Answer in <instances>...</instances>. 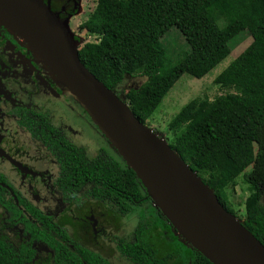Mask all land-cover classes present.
Wrapping results in <instances>:
<instances>
[{
    "label": "trees",
    "instance_id": "obj_1",
    "mask_svg": "<svg viewBox=\"0 0 264 264\" xmlns=\"http://www.w3.org/2000/svg\"><path fill=\"white\" fill-rule=\"evenodd\" d=\"M78 26L97 37L79 46V60L105 86L115 90L128 77L144 76L123 90L124 101L141 122L183 73L201 77L228 54L231 37L249 32L248 44L213 77L219 86L232 90L182 104L167 122L171 136L166 141L264 245V0H95ZM173 26L186 45L175 59L165 56L160 41ZM44 142L58 158L65 197L92 181L82 195L96 199L105 195L114 203L148 198L134 171L106 146L84 155L82 146L61 135ZM236 178L248 191L240 214L226 191ZM127 210L121 208L123 213ZM143 227L145 223L139 221L135 239L122 246L131 249L135 260L148 264L155 261L150 251H138L150 249L141 240ZM177 249L189 252L190 264H213L196 250L190 254L181 243ZM10 255L0 241V264H13Z\"/></svg>",
    "mask_w": 264,
    "mask_h": 264
},
{
    "label": "flooded vegetation",
    "instance_id": "obj_2",
    "mask_svg": "<svg viewBox=\"0 0 264 264\" xmlns=\"http://www.w3.org/2000/svg\"><path fill=\"white\" fill-rule=\"evenodd\" d=\"M44 1L57 15L81 4V0ZM50 76L26 42L0 23V241L15 258L13 264H146L122 246L135 239L139 222L135 221L131 236L122 233L120 204L129 201L82 195L92 181L65 197L58 158L44 140L61 135L73 143L66 135L75 139L91 119L87 115L86 126L80 123L79 115L87 113ZM66 104L78 115L74 125L65 123ZM82 152L93 154L84 148ZM144 229L141 240L150 249L138 251H150L155 261L148 264H190L192 257L184 249H160L142 239ZM194 250L189 249L190 254Z\"/></svg>",
    "mask_w": 264,
    "mask_h": 264
},
{
    "label": "water",
    "instance_id": "obj_3",
    "mask_svg": "<svg viewBox=\"0 0 264 264\" xmlns=\"http://www.w3.org/2000/svg\"><path fill=\"white\" fill-rule=\"evenodd\" d=\"M0 23L26 42L84 109L185 245L213 264H264V245L158 132L137 119L124 96L79 60L64 18L44 0H0Z\"/></svg>",
    "mask_w": 264,
    "mask_h": 264
},
{
    "label": "rangeland",
    "instance_id": "obj_4",
    "mask_svg": "<svg viewBox=\"0 0 264 264\" xmlns=\"http://www.w3.org/2000/svg\"><path fill=\"white\" fill-rule=\"evenodd\" d=\"M95 0H81L80 7L77 10L63 13L62 16L72 33L77 40L78 47L85 41H95L96 36L88 33L85 28H81L78 24L86 18L91 9L94 6ZM58 13V12H57ZM219 24H223V20H218ZM251 36L247 30H242L238 34L234 35L227 41L228 54L223 57L212 69L207 71L204 75L196 78L188 73H183L176 82L170 87L167 95L164 96L162 101L158 104L154 112L145 120V124L156 132H158L165 140H167L171 133L166 131L167 122L170 116L186 101L194 97L212 98L214 95L231 91V88L219 86L218 83L213 81V77L218 73L229 61L235 56L245 45L250 41ZM161 45L165 50V56L175 59L183 55V50L186 49L185 41L176 27H171L160 37ZM53 81L56 80L50 76ZM144 80V76L136 74L133 77H128L117 86V92L123 95V90L126 85H135ZM58 84V83H57ZM59 85V84H58ZM62 88V87H61ZM115 89V90H116ZM63 90V88H62ZM67 92H65L66 94ZM67 95V94H66ZM61 97V96H60ZM67 97H61L67 102ZM69 98V97H68ZM71 101L72 98H70ZM67 116H65V123L74 125V117H78L77 113L74 112L73 108L66 104ZM80 123H84L87 114L82 113L79 115ZM89 126L87 130H81V133L75 139H72L71 135H66L69 141L73 142L78 146H82L87 153L93 152L100 145L106 146L111 152L119 156L114 148L109 144L107 139L97 129L94 123L89 120ZM76 132V131H75ZM47 146V145H45ZM87 149V150H86ZM143 191V190H142ZM227 194L230 202L235 208L237 214L243 212V199L247 195L248 191L245 189L244 184L240 178H236V181L232 188L227 187ZM125 202L120 204V207L125 206ZM128 210L120 216V222L122 221L121 229L131 236L132 229L134 228L135 221H142L145 223L142 239L151 243L152 246H157L160 249H177V244L181 243L185 245L171 225L164 219V217L158 212L157 208L150 201H144L139 204H127ZM237 218H239L237 216ZM192 249L191 247H188Z\"/></svg>",
    "mask_w": 264,
    "mask_h": 264
},
{
    "label": "clouds",
    "instance_id": "obj_5",
    "mask_svg": "<svg viewBox=\"0 0 264 264\" xmlns=\"http://www.w3.org/2000/svg\"><path fill=\"white\" fill-rule=\"evenodd\" d=\"M77 46H78V45H77ZM143 123H145V121H144ZM148 127H149V126H148ZM150 128H151V127H150ZM151 130L155 131V130H154V129H152V128H151ZM166 142H167V141H166Z\"/></svg>",
    "mask_w": 264,
    "mask_h": 264
}]
</instances>
